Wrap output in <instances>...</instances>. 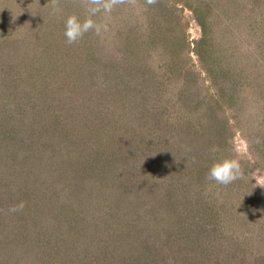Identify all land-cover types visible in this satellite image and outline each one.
<instances>
[{
    "label": "trees",
    "instance_id": "1",
    "mask_svg": "<svg viewBox=\"0 0 264 264\" xmlns=\"http://www.w3.org/2000/svg\"><path fill=\"white\" fill-rule=\"evenodd\" d=\"M228 1L216 20L207 0H108L92 17L100 33L73 44L64 19L93 0L15 1L19 26L0 35V264H243L261 252L264 195L247 202L245 182L207 178L238 130L249 159L264 154V135L238 123L258 89L216 42L237 14ZM128 4L135 22L120 21ZM184 10L201 29L193 43Z\"/></svg>",
    "mask_w": 264,
    "mask_h": 264
},
{
    "label": "rangeland",
    "instance_id": "2",
    "mask_svg": "<svg viewBox=\"0 0 264 264\" xmlns=\"http://www.w3.org/2000/svg\"><path fill=\"white\" fill-rule=\"evenodd\" d=\"M15 1L16 0H12L11 4H9L8 2L0 1V20L2 19L3 21V26H0V35H2L3 33H8L9 30L12 31V29H15L16 27L18 28L19 26L22 15L21 12H23L24 10L20 9L23 6L16 4ZM207 1H211L213 10L218 11V16L216 15L218 18H216V20H219V18H223L222 20H224L226 18V13L223 11V8H225L226 5H229V3H227L229 1L218 0L220 3L219 8L214 7L215 0ZM1 4H5L8 8L4 9ZM131 5L133 4H128L125 7V9L123 10V14H125V17L120 21L135 22L137 20L136 16L140 15V13H137V11L131 12L134 16L129 15V7H131ZM230 7L232 11H234L233 9L237 10V14L233 19V25L227 22L228 19L226 21L228 25L227 39L229 40L222 39L221 35L217 33L215 34L216 38L218 37L216 42L221 45L226 43L227 47H225V50H227V52H231L233 50L232 60H236L235 64L238 65V69L241 71V78L252 79L251 83L255 84L256 88L258 89L257 96L252 94V97H248V95H250V90H245V94L247 96H245L244 99H246V97L247 99L242 101L241 103H244L246 108L239 114V125L243 130L247 132H251L252 134L264 135L262 134L264 132V0H254L252 2L250 0H231ZM117 16L118 15L115 14L114 16H111L112 19L110 21H113L115 24L112 23L110 24V26L112 25V27H115V25H118V23H120L118 22L119 19ZM108 19H110V17ZM182 22L184 24L183 26L186 29L188 40L190 42L193 43V41L200 38L201 29L190 11L184 10ZM192 43L191 45L193 46ZM227 58L228 56L226 55V59ZM229 61L231 62L230 59ZM232 63L234 62H231V64ZM258 140V136H253V142L257 145L260 142ZM232 145L233 158L238 159L242 163V167H245L246 171H249L248 173H245L247 174L245 177H248L247 179L244 178L246 181L243 178H239L241 182H245V184L249 186L245 191V194H243V197H246L244 198L245 200H247V202H253L254 199L252 197V194H255L256 191L260 190L262 196L264 195V184H258L261 181H264V154L262 156L260 155V152L263 149L261 151H258V160L253 161L249 159L248 142L245 136L243 137L240 134V130L234 133ZM261 147L262 146L259 145V149ZM260 201H262V199H260ZM220 212H223V209L220 210ZM261 214H263L264 216V212H262ZM227 217L228 219H230V225L228 223H225L224 226L227 227L236 223V215L235 217L230 215H228ZM219 221L223 225V222L220 218ZM260 226V223H257V225H255V228L259 229ZM241 231L242 228L240 229V232ZM258 232L259 230L254 231V236H252L253 239H258ZM246 235L244 236L246 237ZM247 239H249V237ZM242 241H238L239 246H247L249 248L251 247L250 240L243 239ZM241 242L243 243L242 245ZM262 242L264 243V241ZM227 243L229 244L230 242L227 241ZM222 245L224 250L225 245L221 243V247ZM260 250L261 252H259L257 256L256 250H254V248L249 253L247 252V257H245L243 264H260L264 260V246H262ZM214 256H218L219 259L223 257L221 251L214 254Z\"/></svg>",
    "mask_w": 264,
    "mask_h": 264
},
{
    "label": "clouds",
    "instance_id": "3",
    "mask_svg": "<svg viewBox=\"0 0 264 264\" xmlns=\"http://www.w3.org/2000/svg\"><path fill=\"white\" fill-rule=\"evenodd\" d=\"M95 6L88 8V15L81 19L76 14H69L66 16L63 22L64 26V36L66 42L73 44L77 42L83 35L90 30H95L97 34L101 31V25H98L92 17H94L98 12L101 11V8L104 12H110L112 9V3L108 0H104L103 3H100L99 0H93ZM54 13H60V9L57 6L54 8ZM242 175V169L240 161L236 158L224 157L219 159H214L213 163L208 168L207 178L210 181H214L220 185H228L239 179ZM259 185L264 184V181L258 183ZM22 208L23 205L21 204ZM13 211L16 209L13 208Z\"/></svg>",
    "mask_w": 264,
    "mask_h": 264
}]
</instances>
